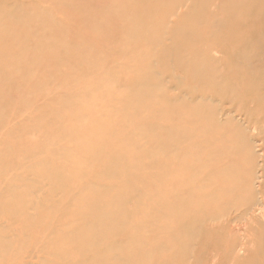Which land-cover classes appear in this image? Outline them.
Instances as JSON below:
<instances>
[{
    "label": "rangeland",
    "instance_id": "rangeland-1",
    "mask_svg": "<svg viewBox=\"0 0 264 264\" xmlns=\"http://www.w3.org/2000/svg\"><path fill=\"white\" fill-rule=\"evenodd\" d=\"M249 6L230 18L217 0H0V12L22 23L0 43V264H90L114 253L123 264H264L263 219L239 215L245 161L207 156L231 145V135L165 161L164 187L148 198L136 188L150 177L129 166L146 163L151 140L132 134L138 122L166 120L149 110L129 118L125 106L134 82L159 79L166 99L202 98L216 113L234 112L253 129L247 136L264 142V0ZM181 12L189 14L184 32L170 34ZM221 13L229 22L213 31ZM232 163L238 192L226 175ZM116 195L123 228L101 218L92 228L91 211L100 204L108 212ZM257 197L264 203V184ZM194 224L190 239L183 227ZM72 230L84 234L85 250L76 241L67 257L61 239Z\"/></svg>",
    "mask_w": 264,
    "mask_h": 264
},
{
    "label": "bare ground",
    "instance_id": "bare-ground-1",
    "mask_svg": "<svg viewBox=\"0 0 264 264\" xmlns=\"http://www.w3.org/2000/svg\"><path fill=\"white\" fill-rule=\"evenodd\" d=\"M217 1L218 7L220 9H230V18H235L237 11L249 8V5L253 3V0ZM188 16L189 14H186L185 12L177 13L175 27L170 29L169 33L179 34L184 32ZM224 22H229V19L227 18V20L225 21L223 19V14L221 13V15L217 16L212 23L215 27L213 31L218 30L219 26L224 24ZM21 25L22 23L16 22L14 18L9 17L3 12H0V43H2L5 38H11L12 35L19 33L21 31ZM202 65L203 64L199 65L200 69L202 68ZM203 69L204 68H202V70ZM214 74H216V82L214 83L215 85H219V77H221L220 71L216 70ZM1 76L2 75L0 74V77ZM142 79L145 80L144 78ZM147 81L145 80L143 82L140 79L138 82H134L131 87L132 91L127 93L125 98V106L127 110L131 112L129 113L126 110L127 116L129 118H135L134 116L138 112L149 110L155 118H157V116H162V118L166 120V123L162 126L155 124V122H138L137 124H135V122L137 121L135 119H133L129 123L130 125L132 123L135 124L136 131L134 132V134H132L135 139L141 140L143 138H147L151 140V145L149 149H147V152L149 153V159L147 158L148 160L146 161V163H140V158H138V161L136 160L134 165L132 163L129 166V168L131 169H137L138 176L146 173V176L150 177L149 181L137 184V186L144 184V186H146L147 188H136L137 191H141L145 195L147 194L148 198H156L158 196L155 195L156 190H160V188L164 187L166 181L165 179L167 178L165 171V161L167 162L168 160H170L174 163V160H179L186 155H189L191 157L200 155V153H204L205 151H207L208 145L213 141L212 138L221 140V138H224L226 134H229V136L231 135L232 139L231 145H224L220 148H215L213 150L211 149L209 152H207V156L210 157V159L226 158L225 155H227L228 157H232V159L243 158L246 163V165L244 166V168L246 169L244 170L243 168L246 177L244 181L243 178H241L239 181L243 183V187L246 188L244 202L247 208L243 210V212L239 213V215L244 216V218L246 217L245 220L249 221L251 218H253L254 213H257V215L264 221V209L262 208L264 203L260 202V197L256 198L259 189H261L264 184V169L263 164H261V161L263 162L262 147L264 142H261V140L259 139H250V137L247 136L246 131H251L253 129H250L248 126H246L245 122L242 119L236 118L234 115H232L234 112H232L231 114L230 112H224L221 114L216 113L214 110L209 109L204 104L202 98H181V100L179 98L166 99L164 96V90L166 89V87L161 86V80L157 79V81L151 87L148 86L149 84L147 83ZM177 122L178 125H176ZM197 122H199V124H196ZM133 137L125 136V139L129 140ZM194 138L200 139L199 142H191V139ZM190 144H192V148L191 146H189ZM136 150L140 152L141 149ZM141 152H143V150H141ZM139 156L142 155L140 154ZM94 159L95 158H93V160ZM237 165V163L230 164V168L227 169L229 173L226 174L230 178L229 180L232 182V191L236 192L239 191L237 183L239 181L237 176L238 172L240 171ZM100 166H102V164ZM117 174L118 173L116 172H112L111 174L106 173L105 177H114ZM125 184H127V191L129 192V196L132 195L134 193L132 182L127 181ZM120 200V196H114V199L111 200V203L108 207V212L107 209H103L100 204L97 207V211H91L93 212V215H97V217H94L91 221L92 228H94L95 225L99 224L100 229V223L102 222V219H104V222L110 228V230L117 229L118 227L123 228L121 222L124 219V214L121 210L118 209ZM168 201L170 204L169 207H171V210H169V212L171 213L170 216L177 217V209L179 206V204H177V202H179L177 200V197H175L173 194L170 196V200ZM126 218L127 215L125 216V222ZM104 228L105 229H103V231L105 233L107 228ZM183 228L185 233L187 232V234L191 236L189 237L190 239L195 236V224L189 227V229H187L186 226ZM75 233L76 232L72 230V234H66L67 236L64 235L61 239L66 243V245L62 244L61 246H70V249L66 248L67 257L75 256L76 241L83 242L82 245L77 247L82 248L83 251L85 250L83 240L84 234L75 236ZM95 239L96 238L92 239V242L87 243L89 247L95 248L96 244H99L100 237H97L98 241H95ZM184 246V249L180 248L182 249L180 251L186 252L190 250L188 249L189 243ZM238 251H241L242 255H244L246 252V245L241 244L238 247ZM15 256L16 254L12 250V253L10 254L11 262L14 260ZM123 263V258H121V256H119L117 253L112 254V256L105 254V256L100 257L98 260L95 259L93 262H90V264Z\"/></svg>",
    "mask_w": 264,
    "mask_h": 264
}]
</instances>
